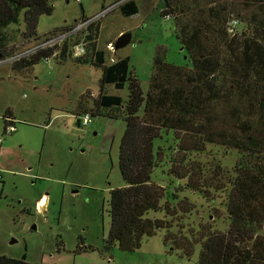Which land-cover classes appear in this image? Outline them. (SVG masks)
I'll return each mask as SVG.
<instances>
[{
    "label": "trees",
    "instance_id": "trees-1",
    "mask_svg": "<svg viewBox=\"0 0 264 264\" xmlns=\"http://www.w3.org/2000/svg\"><path fill=\"white\" fill-rule=\"evenodd\" d=\"M163 1L190 68L169 63L166 48L159 47L144 94L129 70L128 56L106 62L104 51L97 46L100 23L85 31L84 52L76 58L101 69L99 93L83 113L123 115L125 122L118 155L122 184L110 190L106 247L117 244L131 252L140 247L143 236L163 231L165 244L186 249L177 239L192 240V234H184L181 225L177 232L172 230L176 226L173 218L192 210V201L183 193L206 197L210 189H224L227 182L219 166L204 174L199 161L188 155L216 143L240 154L226 194L228 228L207 231L197 260L191 262L194 245L180 257L187 259L185 264H264V0H241L236 11L231 0ZM52 10L49 0H0L1 58L10 54L5 29L18 21L20 13L23 36L36 39L38 17ZM119 10L124 16L137 13L136 0L125 1ZM231 19L237 21L233 32L229 31ZM244 22L247 32L240 31ZM78 40V36L72 38L69 45L74 47ZM65 43L58 56L69 54ZM51 51L52 47L17 60L12 67L29 68ZM125 83V101L103 91L105 84L121 89ZM1 117L5 133L16 120L9 107ZM169 131L173 132L171 144L163 137ZM165 156L170 159L167 163ZM165 164L166 179H154V169ZM0 264L32 263L0 256Z\"/></svg>",
    "mask_w": 264,
    "mask_h": 264
},
{
    "label": "rangeland",
    "instance_id": "rangeland-1",
    "mask_svg": "<svg viewBox=\"0 0 264 264\" xmlns=\"http://www.w3.org/2000/svg\"><path fill=\"white\" fill-rule=\"evenodd\" d=\"M49 1L53 10L38 17V38L23 36L22 13L16 23L5 29L10 54L0 56V256L24 258L32 264H185L187 259L180 255L194 245L191 262L197 260L201 238L207 231L225 232L228 228L226 194L239 152L208 143L203 152L188 155L199 161L204 174L219 166L227 182L224 189H210L206 197L183 193L192 201V210L174 217L176 226L172 230L177 232V225H181L184 234H192V240L177 239L186 249H173L175 243L165 244L163 231L143 236L140 247L131 252L117 244L106 247L110 190L122 184L118 155L125 122L123 115L107 117L88 111L90 122L81 124L83 111L93 106L99 93L101 69L76 61V46H70L69 41L65 43L69 54L42 59L29 68H13L15 62L9 57L70 30L82 17L96 15L117 0ZM231 1L236 11L241 0ZM136 2L137 13L124 16L116 7L97 22V46L104 51L107 63L111 56H128L129 70L145 94L159 47L166 48L165 59L169 63L186 68L192 64L176 38L172 18L164 13V1ZM245 25L242 23L240 31L247 32ZM126 31H131L129 44L114 49L113 54L106 50L107 42H115ZM56 48L59 47L53 49ZM127 83L121 89L105 84L103 91L125 101ZM8 107L16 120L15 130L4 133L1 116ZM172 134H163L166 143H172ZM169 160L166 158L165 163ZM164 169L166 164L155 168L153 178L166 179Z\"/></svg>",
    "mask_w": 264,
    "mask_h": 264
},
{
    "label": "built area",
    "instance_id": "built-area-1",
    "mask_svg": "<svg viewBox=\"0 0 264 264\" xmlns=\"http://www.w3.org/2000/svg\"><path fill=\"white\" fill-rule=\"evenodd\" d=\"M80 3L81 0H76ZM125 1L127 0H117L114 3L109 4L108 7H102V9L100 10L99 13H97L96 15H93L91 17H83L81 18L78 22H75V24L72 26V28L66 31H63L61 34L54 36V37H47L46 40L44 42H42L41 44L37 45V46H31L28 47L27 49H24L23 51H21L20 53H16L14 55H12L10 58L11 62H15V61H20L21 59L25 58V57H29L33 54H36L42 50H45L47 48H54L55 46L57 47H61L63 46V44L66 41L72 42V38H76V36H78V43H76V48H75V53L78 55H81L84 52V48H85V40H84V35L87 34L85 33V31L88 30L89 27H91L92 25H96L97 22L102 18L105 17L106 15H108L110 12H112L116 7H119V5L123 4ZM167 16H170V18L172 17V15L169 13L167 14ZM237 23L236 20L231 19L229 22V31L233 32L234 31V26ZM105 48L108 51H111L112 54L114 52L115 46H114V42H107L105 44ZM104 48V49H105ZM58 52H59V48L53 49V51H51V53L48 56H43L42 59L44 60H48V59H52V58H56L58 56ZM7 58V59H9ZM109 60L112 62L115 60V58L113 56H111L109 58ZM81 120V124L87 125L90 122V116L89 113H85L84 115L81 116L80 118ZM13 130H15V125L13 124H9L6 127L5 133H9L12 132ZM2 144V140L0 138V146ZM3 180V176L2 173L0 171V186Z\"/></svg>",
    "mask_w": 264,
    "mask_h": 264
},
{
    "label": "water",
    "instance_id": "water-1",
    "mask_svg": "<svg viewBox=\"0 0 264 264\" xmlns=\"http://www.w3.org/2000/svg\"><path fill=\"white\" fill-rule=\"evenodd\" d=\"M131 42V31L122 32L114 42L115 49L122 48ZM186 58V56H185Z\"/></svg>",
    "mask_w": 264,
    "mask_h": 264
}]
</instances>
